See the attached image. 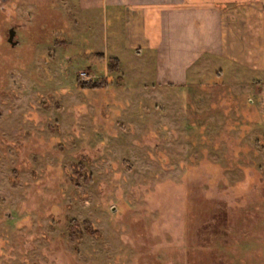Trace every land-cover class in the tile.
<instances>
[{
    "label": "rangeland",
    "instance_id": "obj_1",
    "mask_svg": "<svg viewBox=\"0 0 264 264\" xmlns=\"http://www.w3.org/2000/svg\"><path fill=\"white\" fill-rule=\"evenodd\" d=\"M230 18L174 84L109 11L0 0V264H264V3Z\"/></svg>",
    "mask_w": 264,
    "mask_h": 264
},
{
    "label": "crops",
    "instance_id": "obj_2",
    "mask_svg": "<svg viewBox=\"0 0 264 264\" xmlns=\"http://www.w3.org/2000/svg\"><path fill=\"white\" fill-rule=\"evenodd\" d=\"M79 3L91 12L98 9L111 12L113 22L122 21L127 47L139 52L156 50V64L172 62V69L166 70L162 78L169 77L174 84H182L195 60L206 57L212 62L214 56H227V43L235 39L228 30L230 16L243 11L258 12L264 0H79ZM162 45L168 46L165 52ZM170 54L168 59L166 55Z\"/></svg>",
    "mask_w": 264,
    "mask_h": 264
},
{
    "label": "trees",
    "instance_id": "obj_3",
    "mask_svg": "<svg viewBox=\"0 0 264 264\" xmlns=\"http://www.w3.org/2000/svg\"><path fill=\"white\" fill-rule=\"evenodd\" d=\"M110 63H111V67H112V71L115 70V66H116V63H117V59L116 58H112L110 60ZM79 80H77L78 82ZM81 87H85V88H99L101 87V85L99 84H96V82H87L86 84H81L80 85ZM84 229L86 230L87 233L89 234H92V235H97L98 233L96 232V230L87 222L85 221L84 222ZM74 231H71L70 234H72Z\"/></svg>",
    "mask_w": 264,
    "mask_h": 264
},
{
    "label": "water",
    "instance_id": "obj_4",
    "mask_svg": "<svg viewBox=\"0 0 264 264\" xmlns=\"http://www.w3.org/2000/svg\"><path fill=\"white\" fill-rule=\"evenodd\" d=\"M12 32H13L12 30L9 31V36H10V37H11V35H12ZM9 42L12 44L10 38H9Z\"/></svg>",
    "mask_w": 264,
    "mask_h": 264
}]
</instances>
